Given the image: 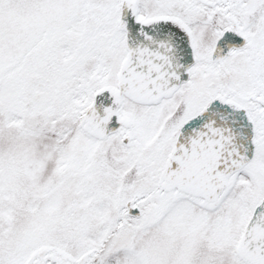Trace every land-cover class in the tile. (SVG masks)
<instances>
[{
    "label": "snow or ice",
    "instance_id": "1",
    "mask_svg": "<svg viewBox=\"0 0 264 264\" xmlns=\"http://www.w3.org/2000/svg\"><path fill=\"white\" fill-rule=\"evenodd\" d=\"M0 264H264V0H0Z\"/></svg>",
    "mask_w": 264,
    "mask_h": 264
}]
</instances>
